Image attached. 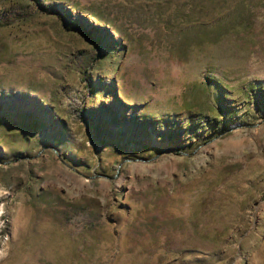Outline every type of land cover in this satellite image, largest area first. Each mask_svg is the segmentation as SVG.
<instances>
[{"label": "rangeland", "instance_id": "rangeland-1", "mask_svg": "<svg viewBox=\"0 0 264 264\" xmlns=\"http://www.w3.org/2000/svg\"><path fill=\"white\" fill-rule=\"evenodd\" d=\"M0 264H264V0H0Z\"/></svg>", "mask_w": 264, "mask_h": 264}]
</instances>
